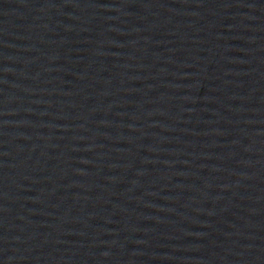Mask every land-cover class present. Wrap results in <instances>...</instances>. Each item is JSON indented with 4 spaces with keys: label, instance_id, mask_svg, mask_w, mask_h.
Here are the masks:
<instances>
[{
    "label": "water",
    "instance_id": "1",
    "mask_svg": "<svg viewBox=\"0 0 264 264\" xmlns=\"http://www.w3.org/2000/svg\"><path fill=\"white\" fill-rule=\"evenodd\" d=\"M0 264H264V0H0Z\"/></svg>",
    "mask_w": 264,
    "mask_h": 264
}]
</instances>
